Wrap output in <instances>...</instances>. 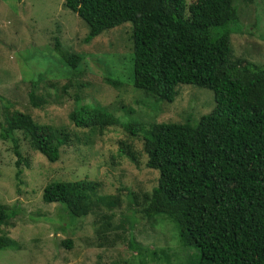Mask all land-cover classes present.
I'll return each instance as SVG.
<instances>
[{
  "label": "rangeland",
  "instance_id": "374dc122",
  "mask_svg": "<svg viewBox=\"0 0 264 264\" xmlns=\"http://www.w3.org/2000/svg\"><path fill=\"white\" fill-rule=\"evenodd\" d=\"M233 4L240 26L229 37L231 59L261 65L264 0ZM86 32L63 0H0V134L13 112L71 133L58 160L48 163L15 131L18 153L26 162L18 165L17 178L13 145L0 136V204L14 212L2 228L14 247L0 249V264H197V249L180 245L172 222L141 215L144 194L155 186L157 172L146 168L140 138L123 126L194 125L212 109V93L178 85L171 102L144 95L131 85L130 24L83 43ZM54 40L61 51L79 56L77 77L54 55ZM105 78L119 86L105 84ZM30 89L37 108L29 104ZM75 96L80 105L74 104ZM78 106H100L118 124L102 130L75 128L67 116ZM124 153H133L136 162ZM80 180L94 184L85 217L71 220L61 205L42 202L47 183Z\"/></svg>",
  "mask_w": 264,
  "mask_h": 264
},
{
  "label": "trees",
  "instance_id": "16d2710c",
  "mask_svg": "<svg viewBox=\"0 0 264 264\" xmlns=\"http://www.w3.org/2000/svg\"><path fill=\"white\" fill-rule=\"evenodd\" d=\"M233 2L63 0L87 28L83 43L130 24L134 89L161 102H171L178 85L212 93V109L194 125L123 126L140 138L145 166L157 172L155 186L144 194L141 215L172 222L180 245L197 249V264H264V62L240 65L231 59L229 37L240 26ZM53 53L70 76L80 74L79 56L61 51L57 40ZM104 83L119 86L109 78ZM28 101L33 108L39 106L31 89ZM73 101L80 105L76 96ZM67 118L75 128L102 130L118 124L100 106H78ZM1 131L2 139L13 145L15 178L18 165L26 164L15 131L48 163L57 161L60 148L71 141L65 128L37 124L20 112H13ZM124 154L136 162L133 153ZM93 188L85 180L52 181L43 187L41 200L61 205L75 220L89 213L87 193ZM11 216L14 212L0 204V249L14 247L2 231Z\"/></svg>",
  "mask_w": 264,
  "mask_h": 264
}]
</instances>
